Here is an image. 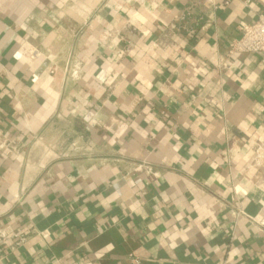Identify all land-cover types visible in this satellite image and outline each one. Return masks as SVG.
I'll use <instances>...</instances> for the list:
<instances>
[{
    "label": "crops",
    "instance_id": "obj_1",
    "mask_svg": "<svg viewBox=\"0 0 264 264\" xmlns=\"http://www.w3.org/2000/svg\"><path fill=\"white\" fill-rule=\"evenodd\" d=\"M245 1L0 0V264H264Z\"/></svg>",
    "mask_w": 264,
    "mask_h": 264
},
{
    "label": "built area",
    "instance_id": "obj_2",
    "mask_svg": "<svg viewBox=\"0 0 264 264\" xmlns=\"http://www.w3.org/2000/svg\"><path fill=\"white\" fill-rule=\"evenodd\" d=\"M198 5H200L199 1L193 2V4L190 7L184 9V11L181 13V15L179 17V21H182V22L186 21L188 19V17L191 15V11H192L193 7H197ZM244 5L246 7H249L251 5V0H246L244 2ZM174 29H175V27H174ZM181 31L187 33L188 35H194L196 33L195 29L190 28V27L187 28L184 26L181 28ZM166 45H167L166 42L159 41V42L155 43L153 45V47L164 48V47H166ZM130 49L131 48H128V50H130ZM124 53H126V52L118 51L116 53V55L119 57H122L124 55ZM254 53L264 54V11L261 12L260 14H258L257 18L252 23H247V22L241 21L238 24V37L235 38L231 42L228 54L225 55V57L219 59L217 69L219 71H225L227 69L226 64L229 62L230 58L233 55L254 54ZM68 74H70L69 71H68ZM77 74H78V71L73 70L70 75L72 77H76ZM263 145L264 144L258 145L257 150H259L261 148V146H263ZM236 217L245 218L248 221H250L251 223H254L255 225H258L259 227L264 229V221H257L255 219H253L252 217L246 215L243 211H238L236 213ZM30 233L34 234V235L36 234V236H41L42 238L47 237V233L38 232L35 229H31ZM10 238L16 239L17 240L16 244L21 245V244L25 243L27 235L25 233H22V234H18V233L5 234V233H2V234H0V239L2 241L8 240ZM130 261L134 264H139L138 259L135 258L134 256L130 257Z\"/></svg>",
    "mask_w": 264,
    "mask_h": 264
},
{
    "label": "bare ground",
    "instance_id": "obj_3",
    "mask_svg": "<svg viewBox=\"0 0 264 264\" xmlns=\"http://www.w3.org/2000/svg\"><path fill=\"white\" fill-rule=\"evenodd\" d=\"M255 158L264 164V145L255 153Z\"/></svg>",
    "mask_w": 264,
    "mask_h": 264
},
{
    "label": "rangeland",
    "instance_id": "obj_4",
    "mask_svg": "<svg viewBox=\"0 0 264 264\" xmlns=\"http://www.w3.org/2000/svg\"><path fill=\"white\" fill-rule=\"evenodd\" d=\"M257 161H259V160H257Z\"/></svg>",
    "mask_w": 264,
    "mask_h": 264
}]
</instances>
